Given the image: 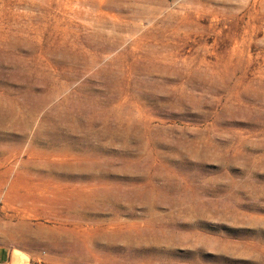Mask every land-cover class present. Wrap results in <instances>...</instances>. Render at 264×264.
<instances>
[{"label":"rangeland","instance_id":"obj_1","mask_svg":"<svg viewBox=\"0 0 264 264\" xmlns=\"http://www.w3.org/2000/svg\"><path fill=\"white\" fill-rule=\"evenodd\" d=\"M0 262L264 264V0H0Z\"/></svg>","mask_w":264,"mask_h":264},{"label":"built area","instance_id":"obj_2","mask_svg":"<svg viewBox=\"0 0 264 264\" xmlns=\"http://www.w3.org/2000/svg\"><path fill=\"white\" fill-rule=\"evenodd\" d=\"M0 264H5V263H1V262H0Z\"/></svg>","mask_w":264,"mask_h":264},{"label":"bare ground","instance_id":"obj_3","mask_svg":"<svg viewBox=\"0 0 264 264\" xmlns=\"http://www.w3.org/2000/svg\"><path fill=\"white\" fill-rule=\"evenodd\" d=\"M22 264V263H21Z\"/></svg>","mask_w":264,"mask_h":264}]
</instances>
